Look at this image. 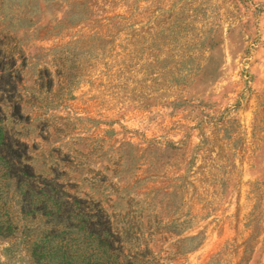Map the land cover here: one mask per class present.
<instances>
[{
  "label": "rangeland",
  "instance_id": "374dc122",
  "mask_svg": "<svg viewBox=\"0 0 264 264\" xmlns=\"http://www.w3.org/2000/svg\"><path fill=\"white\" fill-rule=\"evenodd\" d=\"M0 39L37 175L130 213L151 264H264V0H0Z\"/></svg>",
  "mask_w": 264,
  "mask_h": 264
},
{
  "label": "trees",
  "instance_id": "16d2710c",
  "mask_svg": "<svg viewBox=\"0 0 264 264\" xmlns=\"http://www.w3.org/2000/svg\"><path fill=\"white\" fill-rule=\"evenodd\" d=\"M16 65L17 58L4 51L0 39V103L11 104L14 124L25 120L14 102ZM7 120L0 108V241L23 240L36 264L152 263L139 223L130 213L116 221L100 202L71 195L58 179L37 175L29 146ZM15 199L17 208L10 211Z\"/></svg>",
  "mask_w": 264,
  "mask_h": 264
}]
</instances>
